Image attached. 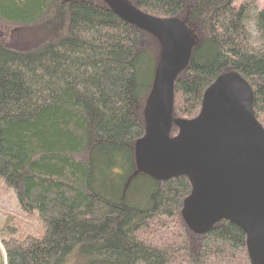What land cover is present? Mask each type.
<instances>
[{
    "label": "trees",
    "instance_id": "1",
    "mask_svg": "<svg viewBox=\"0 0 264 264\" xmlns=\"http://www.w3.org/2000/svg\"><path fill=\"white\" fill-rule=\"evenodd\" d=\"M127 1L194 31L173 86V120L196 117L206 89L235 72L264 128V8L252 0ZM0 23L42 32L23 51L0 42V179L42 231L17 235L5 222L2 264H250L237 226L220 221L197 234L185 224L187 178L137 169L134 145L161 51L152 34L102 0H0Z\"/></svg>",
    "mask_w": 264,
    "mask_h": 264
},
{
    "label": "water",
    "instance_id": "2",
    "mask_svg": "<svg viewBox=\"0 0 264 264\" xmlns=\"http://www.w3.org/2000/svg\"><path fill=\"white\" fill-rule=\"evenodd\" d=\"M102 1L161 47L144 109L145 131L134 145L137 169L157 180L187 178L185 224L197 234L220 221L237 226L250 264H264V128L254 115L251 87L239 74L224 73L204 92L196 117L173 120L174 82L190 62L195 35L180 20L149 16L127 0ZM172 124L177 134L170 137Z\"/></svg>",
    "mask_w": 264,
    "mask_h": 264
},
{
    "label": "rangeland",
    "instance_id": "3",
    "mask_svg": "<svg viewBox=\"0 0 264 264\" xmlns=\"http://www.w3.org/2000/svg\"><path fill=\"white\" fill-rule=\"evenodd\" d=\"M244 1L246 0H235V5H238L240 2ZM252 1L255 3L258 9L264 8V0ZM41 34V30L38 28L17 27L0 23V42L8 43L12 49L19 51H23L25 48L33 47L35 41H37V36L40 37ZM146 100L144 107H146ZM5 222H8L9 225L11 224L10 226L18 228L19 233H17V235L30 234L32 236L38 237L42 233L37 214L24 213L18 204L13 189L8 187L0 179V227ZM0 264H2L1 261Z\"/></svg>",
    "mask_w": 264,
    "mask_h": 264
}]
</instances>
